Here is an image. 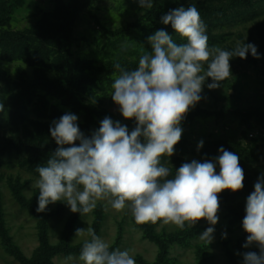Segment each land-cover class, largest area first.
<instances>
[{
  "label": "rangeland",
  "instance_id": "obj_1",
  "mask_svg": "<svg viewBox=\"0 0 264 264\" xmlns=\"http://www.w3.org/2000/svg\"><path fill=\"white\" fill-rule=\"evenodd\" d=\"M69 3L70 0H0V92L4 105L10 102L19 76L31 77L41 69L12 51L9 34L34 32L31 37L37 41L52 34L55 38L48 41L47 48L65 54V58L61 66L55 57L48 59L43 69L47 77L65 78L80 101L98 111L96 130L109 117L126 125L130 134L136 127L135 119L126 120L111 99L112 84L119 75L113 65L118 61L126 70H135L140 56L151 54L148 37L160 29L167 31L177 44L186 43L171 25L161 22V17L177 7L194 4L206 25L210 48L218 46L231 51L238 42L253 44L260 58L250 52L245 59L232 58L231 76L216 89L207 87L211 78L206 80L201 100L181 122L182 138L175 145L174 155L162 156L161 163L172 173L184 162H215L223 147L239 157L249 183L255 184L264 175V0H153L151 9H142L138 0H89L72 22L70 38L64 42L56 34ZM48 99L49 106L75 114L77 123L84 121V113L66 107L62 99ZM5 116L0 115L1 135L14 131ZM30 118L36 119L33 114ZM200 141L203 147L198 150ZM38 178L24 168L12 167L8 159L0 166V264H84L79 254L83 240L89 237H76L75 233L88 226L109 243L110 251L128 250L136 264H243L238 253L259 254L255 244L243 247L248 234L241 223L233 221L229 210L240 205L246 208L251 193L244 189L236 196L228 190L218 194L216 225L201 219L193 227L186 224L181 230L159 222L137 225L128 208L117 212L104 201L84 216L72 213L64 202L50 204L45 212L36 215L19 202L18 196L37 209ZM228 196L233 201L222 202ZM208 227L214 228L210 243L200 239ZM13 249L19 255L11 253Z\"/></svg>",
  "mask_w": 264,
  "mask_h": 264
},
{
  "label": "clouds",
  "instance_id": "obj_2",
  "mask_svg": "<svg viewBox=\"0 0 264 264\" xmlns=\"http://www.w3.org/2000/svg\"><path fill=\"white\" fill-rule=\"evenodd\" d=\"M138 3L142 9L153 7V0ZM161 22L171 25L187 42L177 44L160 29L148 37L151 54L141 55L135 70H126L118 61L113 65L119 75L112 84L111 99L126 120L135 119L130 134L126 125L109 117L90 137L81 132L75 114L66 113L52 122L49 131L58 148L37 167L38 213L50 204L64 202L72 213L84 216L104 201L117 212L128 208L137 225L159 222L183 230L186 224L191 228L201 219L216 225L218 194L243 189L245 174L239 157L223 147L215 162L192 160L174 175L161 163V157L174 155L182 138L181 122L201 100L206 80H212L209 89L220 87L231 76L230 60L245 59L249 52L259 59L257 47L238 42L231 51L210 48L206 25L194 4L170 10ZM202 147L200 141L197 149ZM245 212L242 227L248 235L243 247L255 244L259 254H238L243 264H264V175L247 197ZM213 232L214 228L208 227L200 239L210 243ZM75 236L89 237L83 240L79 254L84 264H136L128 250L110 251L109 243L91 226L76 229Z\"/></svg>",
  "mask_w": 264,
  "mask_h": 264
},
{
  "label": "trees",
  "instance_id": "obj_3",
  "mask_svg": "<svg viewBox=\"0 0 264 264\" xmlns=\"http://www.w3.org/2000/svg\"><path fill=\"white\" fill-rule=\"evenodd\" d=\"M88 1L89 0H70L66 9L64 8L65 14L63 16V23L60 27V32L56 34L59 35V38L64 42L69 40L70 26L75 17L87 5ZM32 30L37 31L34 26H32ZM32 34L34 35L35 33L28 32L27 35L24 32H18L16 34L10 33L8 37V40H11L9 41V47L13 44L12 51L15 54L17 53L22 57H26L31 62L32 66L41 69H37L31 77L26 74L19 76L18 81L14 83V94L10 96V102L8 104L4 105V97L2 96V92H0V104H3V110L0 111V115L2 113L6 114V122L8 124L10 123L14 128L12 134H0V166L5 159H8L12 167L16 165L39 177L37 167L43 166L51 154L58 148L55 140L50 135L49 129L54 120H59L60 117L65 114L64 111L59 110L57 107L49 106L48 98L53 97L62 99V103L66 107H71L75 112L84 113V121L78 123V126L85 136L90 137L92 132L96 130L95 115H99V113L91 106L85 105L80 101L73 86L67 82L65 78L47 77L43 69H45L48 59L50 57H55V60H57L56 62L61 66L64 62L65 54L61 55L54 53L47 48V44H49L48 41L53 40L55 38L54 35H47L44 40L37 41L35 37H31ZM207 34L208 31L206 30V35ZM56 54L59 58L55 56ZM68 70L71 69L69 68ZM1 75L2 74H0V84L3 81ZM36 97L38 101L35 102ZM31 114H33L36 119H31ZM186 115H191V113L188 112ZM48 119H51L52 122H45ZM76 144L78 146L79 141H77ZM65 147H67V145ZM216 173L218 174L219 172ZM174 174L175 171L172 172V175ZM243 183L244 190L250 193L254 191V183H249L246 178ZM240 191L232 192L228 190V192L234 193L235 196L238 195ZM18 200L25 207H28L32 213L37 215L34 205L28 206L20 196H18ZM229 201H233V199L229 200V196L225 200H222V202L225 203ZM229 210L231 216L235 219L233 221L239 222L242 225V220L246 214L245 208L240 205L234 208L231 207ZM42 224L43 228H45L44 222ZM6 239L9 240L8 237ZM71 251L74 252L75 250ZM17 252L18 251L14 249L11 251L14 255H19Z\"/></svg>",
  "mask_w": 264,
  "mask_h": 264
}]
</instances>
